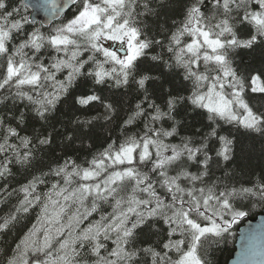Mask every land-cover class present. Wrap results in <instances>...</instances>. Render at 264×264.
I'll list each match as a JSON object with an SVG mask.
<instances>
[{
    "label": "snow or ice",
    "instance_id": "1",
    "mask_svg": "<svg viewBox=\"0 0 264 264\" xmlns=\"http://www.w3.org/2000/svg\"><path fill=\"white\" fill-rule=\"evenodd\" d=\"M241 137L264 158V0H0V264H217L264 211Z\"/></svg>",
    "mask_w": 264,
    "mask_h": 264
},
{
    "label": "trees",
    "instance_id": "2",
    "mask_svg": "<svg viewBox=\"0 0 264 264\" xmlns=\"http://www.w3.org/2000/svg\"><path fill=\"white\" fill-rule=\"evenodd\" d=\"M31 8L28 9V12L31 14ZM70 15V13H67ZM242 58L245 62H248L252 55H255L257 59H259V51L254 54L242 53ZM118 129L113 133V135L118 134ZM254 143V147H253ZM99 146V145H98ZM241 147H243L244 151L239 153V157L241 162L248 165L250 168L255 169L257 172L260 171L261 167H264V158L261 157L260 151V142L257 140L255 142L241 137ZM251 152V158L248 159V153ZM219 174V173H217ZM19 179V177H18ZM2 211H7V208L0 206V214ZM262 213V210L259 208L254 209L250 212L248 217L243 218L238 225L234 226V236L230 239L229 243L226 246H221V250L216 251L215 258L217 264H227L228 261L233 256L236 250V236L239 227L249 218H255L259 214ZM28 224L27 220L21 221L20 224L16 226L12 233L7 236L0 235V248L8 249L9 247L13 246V240L18 236L23 230H26L25 225ZM30 226V225H29ZM3 255L0 254V261H2Z\"/></svg>",
    "mask_w": 264,
    "mask_h": 264
},
{
    "label": "water",
    "instance_id": "3",
    "mask_svg": "<svg viewBox=\"0 0 264 264\" xmlns=\"http://www.w3.org/2000/svg\"><path fill=\"white\" fill-rule=\"evenodd\" d=\"M30 5H38L43 3V0H28ZM32 8L31 16L37 21L41 23H47L48 17L44 13L43 10L38 9L36 7H30ZM261 224H264V211H262L261 214H259L255 218H249L239 227L237 231V237H236V250L231 257V259L228 261L227 264H236L238 254L241 251L242 244L246 243L245 237L253 234V230H257Z\"/></svg>",
    "mask_w": 264,
    "mask_h": 264
}]
</instances>
